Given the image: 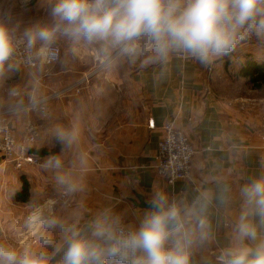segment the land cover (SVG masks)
Here are the masks:
<instances>
[{
	"label": "crops",
	"instance_id": "1",
	"mask_svg": "<svg viewBox=\"0 0 264 264\" xmlns=\"http://www.w3.org/2000/svg\"><path fill=\"white\" fill-rule=\"evenodd\" d=\"M47 7L48 0H0V9L13 10L15 34L22 37L32 25L50 22ZM99 49V44L70 39V50L52 69L0 67V110L24 103L28 91L43 97L49 90L67 89L41 122L33 148L40 163L15 168L0 157V242L38 248L39 230H29L24 221L63 191L68 198L55 204L54 213L82 229L104 211L136 228L151 210L138 205L137 195L152 202L156 192H163L169 205L181 209L185 229L195 234L192 264H220L223 251L235 243L234 224L245 209L241 188L264 176V124L251 118L249 105L255 101L234 95L236 82L247 93L264 88L249 75L264 63V43L255 39L210 65L179 54L161 62L148 61L147 53L128 57L115 50L105 59ZM23 117L12 118L18 140L24 135ZM169 124L182 129L197 150L191 176L173 183L152 169ZM39 149L57 153L41 155ZM55 157L62 160L60 168L48 163ZM23 182L29 186L26 201L18 198ZM252 219L264 238V221ZM201 220L207 233L202 240ZM52 237L50 264H59L55 245L63 233L57 228Z\"/></svg>",
	"mask_w": 264,
	"mask_h": 264
},
{
	"label": "clouds",
	"instance_id": "2",
	"mask_svg": "<svg viewBox=\"0 0 264 264\" xmlns=\"http://www.w3.org/2000/svg\"><path fill=\"white\" fill-rule=\"evenodd\" d=\"M49 23L25 29L29 47L41 42L40 54L55 59L48 48L57 36L89 45L99 44L109 59L112 51L148 61L167 62L180 54L210 65L255 37L264 43V0H48ZM12 9H0V67L13 56L20 42L13 26ZM65 134H60L64 140ZM60 168L62 160H50ZM61 181L63 182L62 178ZM245 209L234 224V245L219 257L220 264H264V238H259L253 217L264 221V176L241 188ZM151 209L138 227L126 230L111 211L100 213L86 228L67 224L51 207L37 209L25 227L38 229L40 246L20 248L0 242V264H50L52 233H63L55 245L59 264H192L195 234L184 227L181 209L156 192ZM207 235L200 221V239ZM259 238V242H257ZM245 241H252L249 246Z\"/></svg>",
	"mask_w": 264,
	"mask_h": 264
},
{
	"label": "built area",
	"instance_id": "3",
	"mask_svg": "<svg viewBox=\"0 0 264 264\" xmlns=\"http://www.w3.org/2000/svg\"><path fill=\"white\" fill-rule=\"evenodd\" d=\"M252 39L239 46L235 51L247 45ZM18 40L20 42L8 62H14L23 68H34L40 64L52 66L61 60L62 52L56 44L48 45V48L56 53L55 59H52L50 56L41 55L40 49H36L35 46L29 47L23 38H18ZM51 97L53 95L39 98L38 100L29 102L26 106L29 109H35L39 106L40 110L45 114L47 113L46 102ZM15 107L13 109L0 110V157L4 161L13 164L15 168H22L28 164L36 165L39 163L40 157L36 156L33 148L38 136V124L34 119H28L24 125L25 137L18 140L14 134L9 118L12 119L16 113L19 114L23 107ZM149 124L150 126L154 125L151 121ZM158 148L156 162L152 165L155 173L166 177L172 183L178 180L188 179L191 176L193 159L197 150L182 129L173 124L166 127L165 134L163 139L160 140ZM65 193V191L62 192L63 195ZM122 227L126 230H132L126 226Z\"/></svg>",
	"mask_w": 264,
	"mask_h": 264
},
{
	"label": "rangeland",
	"instance_id": "4",
	"mask_svg": "<svg viewBox=\"0 0 264 264\" xmlns=\"http://www.w3.org/2000/svg\"><path fill=\"white\" fill-rule=\"evenodd\" d=\"M17 38H23L22 36H17ZM61 41H58V42H55L54 44H56L57 46H59V48L61 49V52H63L64 50H70V39H66L65 37H63L62 36V39H60ZM254 40H255V37L252 39V41H250L249 43H247V45H245V46H243V47H241V48H244V47H247V46H249V45H251L252 43H254ZM35 46V45H34ZM36 48V47H35ZM36 49H41V48H36ZM240 49V48H239ZM180 55V54H179ZM181 56V55H180ZM62 59V58H61ZM61 61V60H60ZM60 61L58 62V63H56V64H54V65H52V66H47L46 68H48V69H52V68H54L57 64H59L60 63ZM6 64H13V65H15L16 67H19V68H22V69H25V70H33V69H35L36 67H34V68H23V67H20V66H18L17 64H15L14 62H8V63H5V65ZM48 69L47 70H45L46 71V74H47V72H48ZM28 80V79H27ZM15 81H17V80H12V82L11 83H13V82H15ZM263 84H264V82H263ZM40 86H42V85H40ZM26 87V84H24V88ZM247 87H244V85L243 84H241V83H238V82H236L235 83V90H234V95H235V97L236 98H238L239 100L242 98V99H244V101L246 100V98H244V97H242V94L244 93V95H248V97L247 98H249V99H251L252 101H255V103L254 104H250L249 105V108H250V110H249V112H250V114H251V118L254 120V119H259V120H261V123L262 124H264L262 121H264V88H262V89H257V90H252V92L251 93H247V89H246ZM67 89H59V90H49V92H47V94H45L43 97H45V96H51V95H53V97H51L47 102H46V104H47V113H43L41 110H40V108H39V106H37L35 109L34 108H31V109H29V108H27V104L29 103V102H31V101H34V100H38L39 98H42L41 96H38L39 94H38V92H37V90H35L34 92H33V90H32V92L30 93L29 91H28V94H29V96L27 97L26 96V101H23L24 103H20V105H17V104H14V105H12L10 108H8V109H13V108H16L15 106H22L23 108L21 109L22 111L21 112H19V114H25V117H23V121H24V125H25V123H26V121L28 120V119H34L35 120V122L38 124V128H39V130H38V136H37V139H38V137H39V134H40V129H41V122H42V120H44V119H46L47 118V116L49 115V112H50V104L52 103V101L54 100V99H56V98H60L61 96H63L64 94H66L67 92ZM26 93V92H25ZM27 94V93H26ZM38 94V95H37ZM31 96H32V98H31ZM34 97V98H33ZM242 101V100H241ZM247 101V100H246ZM249 104V103H248ZM6 107V106H5ZM16 115H18L17 113H16ZM16 115H14V116H16ZM14 116H13V118H14ZM9 121H10V124L12 123V119L11 118H9ZM255 123H259V121H254ZM169 125H172V124H169ZM168 125V126H169ZM12 126V125H11ZM167 126V127H168ZM23 130H24V126H23ZM14 131V130H13ZM25 137V131H24V135H23V138ZM22 138V139H23ZM163 139V137L161 138V140ZM37 141V140H36ZM160 142V141H159ZM35 144H36V142H35ZM159 146V145H158ZM34 147H35V145H34ZM159 149V148H158ZM158 149H157V154H158ZM156 154V155H157ZM1 159L2 160H4L2 157H1ZM193 161H194V159H193ZM155 162H156V157H155V160H154V164H155ZM39 163H40V160H39ZM38 163V164H39ZM192 166H193V164H192ZM153 169V168H152ZM66 193H65V195H63L62 193L60 194V198H56V199H54V200H50V201H46L44 204L45 205H43V206H40V207H38V208H36V209H34L33 211H36L37 209H44V210H47L49 207H51V209H52V211L54 212L55 211V204L57 203V202H59L60 200H62V201H66L67 200V198H68V192L67 191H65ZM63 195V196H62ZM32 211V212H33ZM121 226H125V225H121ZM127 227V226H126ZM129 229H134V228H131V227H128Z\"/></svg>",
	"mask_w": 264,
	"mask_h": 264
},
{
	"label": "trees",
	"instance_id": "5",
	"mask_svg": "<svg viewBox=\"0 0 264 264\" xmlns=\"http://www.w3.org/2000/svg\"><path fill=\"white\" fill-rule=\"evenodd\" d=\"M249 75H251L250 81L252 83H254L255 85H259L262 82H264V63H260L259 65H256L254 70L252 71V73ZM36 152H38L41 155L46 154V153L55 154V153H57V150L53 149V150L48 152L46 149H42V150L39 149V150H36ZM22 194H24V195L22 196ZM28 196H29L28 183L23 182V187H22V190L20 191V193H18V198L26 201L28 199Z\"/></svg>",
	"mask_w": 264,
	"mask_h": 264
},
{
	"label": "water",
	"instance_id": "6",
	"mask_svg": "<svg viewBox=\"0 0 264 264\" xmlns=\"http://www.w3.org/2000/svg\"><path fill=\"white\" fill-rule=\"evenodd\" d=\"M137 198L139 200L138 205L142 206V207H146L149 208V205L151 204V202H145L144 198L140 197L137 195ZM150 209V208H149Z\"/></svg>",
	"mask_w": 264,
	"mask_h": 264
}]
</instances>
